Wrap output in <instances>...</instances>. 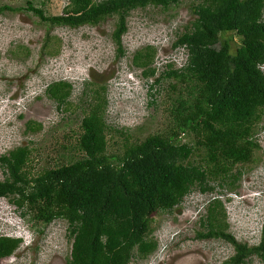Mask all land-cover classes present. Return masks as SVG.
I'll return each instance as SVG.
<instances>
[{
  "label": "trees",
  "instance_id": "16d2710c",
  "mask_svg": "<svg viewBox=\"0 0 264 264\" xmlns=\"http://www.w3.org/2000/svg\"><path fill=\"white\" fill-rule=\"evenodd\" d=\"M181 1L69 0L62 14L55 16L31 2L28 9L48 28L98 25L118 16L112 37L122 58L126 55L122 37L132 10L168 9ZM6 10L15 9L2 6L0 13ZM191 12L196 18L174 43L185 48L186 62L176 69L169 64L171 69L156 80L158 84L174 80L168 91L167 128L132 142L130 128L107 123L103 85L89 92L93 99L82 109L74 147L79 157L38 174L31 172L29 146L0 157L5 174L0 197L34 212L45 226L56 219L68 222L73 240L68 264H130L134 258L146 259L158 248L149 237L154 214L172 212L197 186L213 192L211 181L233 189L243 174L242 168L234 172L235 167L256 161L260 146L255 136L264 115V0H193ZM233 36L240 38L234 51ZM156 53L148 46L134 54V65L145 68L146 77L157 71ZM73 91L72 84L64 81L46 89L57 108L67 113L74 106ZM26 126L31 132L42 127ZM111 132L124 137L122 150H109ZM183 136L192 140L183 141ZM201 222L206 231L198 234L200 239H222L234 247V255L220 264H246L252 256L264 261V241L256 246L239 242L229 232L218 197L208 203ZM19 244V239L0 237V258L13 254Z\"/></svg>",
  "mask_w": 264,
  "mask_h": 264
},
{
  "label": "rangeland",
  "instance_id": "374dc122",
  "mask_svg": "<svg viewBox=\"0 0 264 264\" xmlns=\"http://www.w3.org/2000/svg\"><path fill=\"white\" fill-rule=\"evenodd\" d=\"M68 1L0 0V8L15 9L0 13V157L29 146L32 174L80 156L74 147L82 109L93 99L89 92L100 86L107 89V123L117 129L130 128L132 142L167 128L168 91L174 80L164 79L160 84L156 80L171 69L169 64L174 69L184 64L185 53L174 43L196 18L191 12L193 0H182L168 9L148 6L132 10L122 37L126 55L121 58L112 37L118 16L98 25L48 28L28 9L31 2L46 15L55 16L62 14ZM239 45L240 38L233 36V51ZM148 46L156 49L157 71L146 77L145 68L135 66L133 57ZM127 75L133 80L128 82ZM138 79L140 85H134ZM58 81L73 86L74 106L69 113L59 110L47 95V87ZM122 81L124 87L118 89ZM27 123L40 124L41 130L29 131ZM255 138L260 146L256 161L235 167L234 172L241 168L243 172L236 187L224 189L218 181H211L213 192L197 186L172 212L154 214L149 237L158 248L146 259L134 258L130 264H220L232 257L235 250L230 243L198 237L206 231L201 220L207 215V205L216 197L226 210L229 232L239 242L256 246L264 241V115ZM182 139L192 140L190 136ZM108 140L110 151L123 149V136L111 132ZM4 178L0 164V182ZM230 193L237 196L229 197ZM68 234L66 220L56 219L45 226L26 207L18 208L9 198H0V237L20 240L13 254L0 258V264H68L73 242ZM246 264L264 261L252 256Z\"/></svg>",
  "mask_w": 264,
  "mask_h": 264
},
{
  "label": "clouds",
  "instance_id": "9594fccd",
  "mask_svg": "<svg viewBox=\"0 0 264 264\" xmlns=\"http://www.w3.org/2000/svg\"><path fill=\"white\" fill-rule=\"evenodd\" d=\"M177 49H178V47H176ZM180 49H182L183 51H184V53H185V59H184V63L186 62V60H187V57H188V55H187V52H186V50H185V48H180ZM127 77H128V82L129 81H132L133 79H132V77H129L128 75H127ZM124 84H125V82H121L120 84H118L117 85V88L119 89L121 86L122 87H124ZM134 85H140V83H139V79H138V81H135V83H134ZM123 92L121 91V94H122ZM230 196L229 197H232L234 194L233 193H230L229 194ZM259 195V194H258ZM257 194H255V196H258ZM237 195L235 194L232 198H235ZM0 198H7V197H0ZM9 202V201H8Z\"/></svg>",
  "mask_w": 264,
  "mask_h": 264
},
{
  "label": "built area",
  "instance_id": "2783aa9c",
  "mask_svg": "<svg viewBox=\"0 0 264 264\" xmlns=\"http://www.w3.org/2000/svg\"><path fill=\"white\" fill-rule=\"evenodd\" d=\"M262 69L264 70V66L262 67Z\"/></svg>",
  "mask_w": 264,
  "mask_h": 264
}]
</instances>
